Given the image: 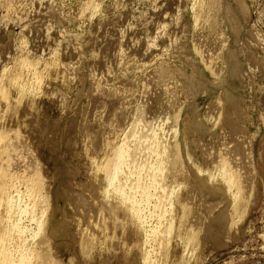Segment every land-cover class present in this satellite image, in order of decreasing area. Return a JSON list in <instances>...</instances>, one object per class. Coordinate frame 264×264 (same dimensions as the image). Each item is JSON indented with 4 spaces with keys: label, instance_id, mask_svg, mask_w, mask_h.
<instances>
[{
    "label": "rangeland",
    "instance_id": "374dc122",
    "mask_svg": "<svg viewBox=\"0 0 264 264\" xmlns=\"http://www.w3.org/2000/svg\"><path fill=\"white\" fill-rule=\"evenodd\" d=\"M90 1L0 0V136L16 145L21 208L39 187L41 227L20 226L41 228V260L143 264L168 222L161 264H264V0ZM140 102L178 115L181 163L164 220L139 204L141 230L102 171Z\"/></svg>",
    "mask_w": 264,
    "mask_h": 264
},
{
    "label": "bare ground",
    "instance_id": "6f19581e",
    "mask_svg": "<svg viewBox=\"0 0 264 264\" xmlns=\"http://www.w3.org/2000/svg\"><path fill=\"white\" fill-rule=\"evenodd\" d=\"M94 1L95 0H91L89 2V3H91L90 5L94 4L95 3ZM96 2H97V4L95 3L96 4L95 6H96V10H97V7H98L99 3H101V1H96ZM83 3H81L82 6H84L87 2H85V4H83ZM89 3H88V6H90ZM195 5L196 4H194L193 7H196ZM88 9H90V8H88ZM92 10L94 13L95 8ZM89 11H88V13H89ZM84 13L86 14V11ZM80 15H81V13H80ZM197 15L199 16L198 13H197ZM93 16H95V15H93ZM80 18H81V16H80ZM198 21L200 22V20H198ZM198 25H200V23ZM195 27H196V25H195ZM198 40H200V39H198ZM21 60H20V62H21ZM25 60H26V58H25ZM25 60H24V62H25ZM20 64H23L25 67V64H28V63L22 62ZM27 67L29 68V66H27ZM27 67L25 69H27ZM2 77H4V76H2ZM145 87H146V85H145ZM151 88H152V86H151ZM148 89H150V88H148ZM154 89H155V86H154ZM152 90H153V88H152ZM146 91H144V92H146ZM152 92H154V91H152ZM157 92H159V91H157ZM165 92L166 91H164V93ZM3 93H0V94L4 96ZM166 93H168V92H166ZM148 94L149 93H147V96H148ZM167 96L168 95L166 94V97ZM7 100H5V101H7ZM153 100H151V102ZM151 102H145V103L140 102L141 104L135 109L134 116H133L131 122L129 123L127 130L125 132L124 131L122 132L123 136H124L123 141L120 142V144L118 146L116 145V147L114 149H111L108 152V155L106 154L107 156L105 158H107V159H103V160H105V165L103 164L104 165L102 167L103 169L101 168L103 173H104L103 174L104 180H105L106 185H107L105 192L104 191L103 192L105 193V195L107 194V196L109 195L110 198H113L116 205L118 203V204H122L121 206H125L124 210L126 209V211L129 212V214L135 220L134 222H136L135 225L137 224V227L140 230L144 229L143 225L145 223L146 218L144 217V214L142 211L145 209V207H144V209H140L141 207L139 208V204L141 206L142 205L145 206V204L147 206H149L150 201H151L152 204L150 206L153 207V212H154L153 213L154 215H152V217L154 216L156 219L160 218V217L163 218V215L166 214V211H167L166 207L170 204L171 197H172V195H174L172 193H174V191H175L174 190L175 188L173 189V187L176 184L177 165L179 164L178 163L179 151H178V146H177V136L179 133L178 126H177V120H178L177 116L178 115L174 114L176 116L171 117L170 115L167 114L168 112L166 113L165 111H162V110L156 108V105H159V104H157L158 102L157 103L155 102L156 105L154 103H151ZM5 103H7V102H5ZM172 103H174V101L173 102L171 101V104ZM169 108H167V111ZM173 108L174 107H172V109ZM176 108L177 107H175L174 110H176ZM180 108L181 107H179V109ZM179 109H177V110H179ZM178 112H177V114H178ZM5 135H7V134H5ZM15 146L9 145L8 143L5 144L2 136H0V264H44V261H46V260L45 259L41 260V257H44V256H42V250L45 251V248H46V245H45L46 237L44 236V234L41 233V228L38 230V232L36 234H31L28 238L25 234L24 228L22 226H20L22 215H23V217H24V215H29V217H31V219H30L31 222L32 221L35 222L37 227L41 225V222H39V219H36L33 215L34 211L37 208H39L40 201H39V198H37V195L39 194L38 193L39 187L36 185L37 182L34 184L32 182V185H31V183L27 184V185H30V187L28 186L29 189L26 188V186H25V188L28 189L27 194H26L27 197L29 198L28 200H30V202L32 201V203H28V205L26 204L25 206L23 205L24 208H21V205H22L21 204V202H22L21 197L22 196H20L16 190V188H17L16 183L17 182H15V180H14L15 178H14V174H13L14 173L13 170L16 167H18L17 165L19 164L18 163V155L16 153L17 150H16ZM103 163H104V161H103ZM225 166L226 165L224 164V162L220 163V165H219V167H220L219 169L221 171L224 170L223 173L224 172L226 173L224 178L227 179V182L229 184H231L232 186H235L236 188H239L236 179L233 178L232 176L231 177L228 176V174H227L228 172H226ZM16 170H17V168H16ZM224 182H226V181H224ZM237 190H239V189H237ZM14 192L16 194H13ZM105 195H103V196H105ZM27 197H26V199H27ZM38 197H39V195H38ZM172 199H174V198H172ZM40 200L41 201L44 200V197H43V199H40ZM105 202L107 205L108 204L107 202H109V200L105 201ZM110 203L111 202H109V204ZM109 204H108V206H109ZM117 206H119V205H117ZM105 207H107V206H105ZM112 207H115V206L112 204ZM110 210H111L110 211V213H111L112 209H110ZM168 210H169V207H168ZM119 211H121V208ZM167 216H169V215H167ZM38 218H39V216H38ZM170 218H171V216H170ZM147 220L149 221V219H147ZM158 220H160V219H158ZM163 220H164V218H163ZM170 225H171V223L168 224V222H167L165 225L157 224L151 228L150 234L147 237V239H148V243H152L155 246H157L156 248L154 247V249H151L152 251L150 250L151 252L154 253V255H156L157 259H151L150 258L151 256H149L150 253L149 254L146 253L147 255H145L143 257V264H161V263H159V261H160V258L161 259L164 258V257H162V255L164 256V254H165V253L163 254V252L165 251L164 249L166 247L167 233L171 229ZM145 226H148V224H146ZM187 239H188V241L191 242V240H194V236L190 234ZM82 241H84V240H82ZM43 245L45 247H43ZM33 247L34 248L38 247L40 249V251H34L35 249ZM47 254H48V252H47ZM191 254H192V252H191ZM154 255H152V256H154ZM184 255L185 254H183V258H185ZM186 258H187V256H186Z\"/></svg>",
    "mask_w": 264,
    "mask_h": 264
}]
</instances>
